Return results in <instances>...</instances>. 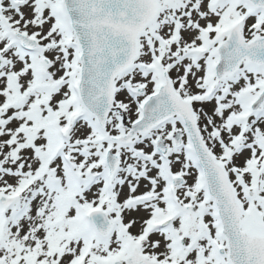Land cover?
<instances>
[{
	"label": "snow or ice",
	"instance_id": "obj_1",
	"mask_svg": "<svg viewBox=\"0 0 264 264\" xmlns=\"http://www.w3.org/2000/svg\"><path fill=\"white\" fill-rule=\"evenodd\" d=\"M0 264H264V0H0Z\"/></svg>",
	"mask_w": 264,
	"mask_h": 264
}]
</instances>
